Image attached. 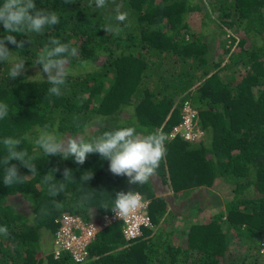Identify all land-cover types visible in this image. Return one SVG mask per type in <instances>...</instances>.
<instances>
[{"label":"trees","instance_id":"16d2710c","mask_svg":"<svg viewBox=\"0 0 264 264\" xmlns=\"http://www.w3.org/2000/svg\"><path fill=\"white\" fill-rule=\"evenodd\" d=\"M34 2L55 11L59 23L39 34L11 33L25 42L23 49L5 42L25 60L15 79L8 76L11 63L0 62V103L8 105L0 119V227L9 233L0 234V264H264V0H108L103 8L95 0ZM117 6L128 14L122 23L114 20ZM196 12L205 19L198 32L187 21ZM108 23L121 31L108 33ZM6 34L0 24V39ZM50 37L79 48L60 96L37 77L42 66L35 60ZM27 69L38 75L29 77ZM185 102L205 132L199 143L168 139ZM45 125L61 137L82 134L84 125L88 135L126 126L159 130L167 137L166 154L147 183L133 185L112 174L99 153L82 165L47 156L34 143ZM5 137L21 138L17 150H27L37 167L32 175L10 161L26 177L11 186L3 183ZM65 169L72 171L66 179ZM87 171L93 176L85 183ZM222 182L231 192L224 208L175 222L167 191L174 198ZM130 190L150 200L153 230L125 242L119 224L101 228L99 220L113 212L118 192ZM62 214L99 224L84 262L69 254L54 258Z\"/></svg>","mask_w":264,"mask_h":264},{"label":"clouds","instance_id":"9594fccd","mask_svg":"<svg viewBox=\"0 0 264 264\" xmlns=\"http://www.w3.org/2000/svg\"><path fill=\"white\" fill-rule=\"evenodd\" d=\"M65 2L71 3L73 0H65ZM107 3L108 0H95V5L98 8L105 7ZM89 7H91V3ZM115 13V21L121 23L126 21L128 14L122 12L120 6L116 7ZM58 23L59 17L55 11L37 9L34 0H3V3L0 4V24L3 25L7 34L0 39V62L11 63L8 72L10 78L15 79L21 75L25 66V60L14 56L6 46L5 42L7 41L15 45L17 49L24 47L25 42L17 41L11 33L27 35L29 32H33L39 34L46 26L50 27ZM103 28L108 33L118 34L121 31L119 25L111 23L105 24ZM29 42L31 41L29 40ZM78 49L68 43H62L56 37H50L39 51L35 64L42 66V71L47 74V81L51 85L48 89L50 95L60 96L62 94L61 87L66 84V78L69 75L67 65L71 58L79 56ZM40 77L43 78L41 75ZM7 115L8 105L0 103V119H4ZM94 123L103 127L100 118H97ZM89 127L90 125H84L82 134L61 137L55 131L48 130L49 126L45 125L44 130L39 131L34 143L47 156L60 155L64 159L72 158L81 165L85 163L89 154L99 153L109 161V170L112 174L128 177V183L133 185L147 183L155 174L166 154L165 141L167 137L159 130L140 132L135 126H126L108 129L99 135H88ZM21 142V138L14 137H5L2 140L6 151L2 161L5 165L3 177L5 186L21 183L26 178L19 175L15 164L9 166V162L12 160H18L30 170L32 175L37 173L33 157L27 150H17ZM50 174L44 175L45 181L52 178ZM71 174V170H64L65 179ZM92 176L93 173L87 171V174L82 175L81 179L86 183L91 180ZM51 191L53 195L58 194L54 185ZM169 193L171 194V192ZM141 207L140 193L130 190L127 193L121 191L116 194L111 210L120 218H127ZM0 234L7 237L9 234L7 227H0Z\"/></svg>","mask_w":264,"mask_h":264},{"label":"built area","instance_id":"2783aa9c","mask_svg":"<svg viewBox=\"0 0 264 264\" xmlns=\"http://www.w3.org/2000/svg\"><path fill=\"white\" fill-rule=\"evenodd\" d=\"M181 113V121L172 128L168 139L180 138L188 143H199L205 137V132L196 125V110L189 102H185ZM141 198L142 207L136 212L127 218H120L114 212L104 214L99 220L100 227L108 228L114 224H120L121 233L126 242L141 238L143 229L153 230V224L147 215L150 201L142 195ZM57 222L58 226L53 238L54 258L69 254L74 262H84L89 256L87 248L94 242L100 229L99 224L87 223L81 217L70 214H62ZM261 253H264V246Z\"/></svg>","mask_w":264,"mask_h":264},{"label":"rangeland","instance_id":"374dc122","mask_svg":"<svg viewBox=\"0 0 264 264\" xmlns=\"http://www.w3.org/2000/svg\"><path fill=\"white\" fill-rule=\"evenodd\" d=\"M216 14L211 13V18H215ZM203 13H192L188 17V23L192 30L198 32L202 27L203 20L202 19ZM205 18V17H204ZM207 19V18H206ZM24 70V69H23ZM24 73L29 74L31 77V73L34 75H38L34 71H30L29 69L25 70ZM40 75L43 77L41 78ZM40 79L47 80V74L41 71V73L37 76ZM219 182V181H218ZM167 193H169L167 191ZM231 192L229 191L227 185L225 183H218L214 188L208 190H195L193 193L176 196L172 198V195L169 193L167 195L170 201H174L173 212L175 214V218L177 219L175 222H181V218H192L193 215H198L199 217L203 218L204 215H211L216 211L219 207L224 208V204L227 200H230ZM184 196V197H183ZM18 202V200H15ZM20 207H22L23 212H28L30 210H25L23 203L18 202ZM198 209L201 212H197ZM196 212H195V211ZM194 212V213H193ZM185 223V222H184ZM50 239V238H49ZM52 243V241H51ZM49 244V250L52 248V244Z\"/></svg>","mask_w":264,"mask_h":264},{"label":"crops","instance_id":"0c3cea01","mask_svg":"<svg viewBox=\"0 0 264 264\" xmlns=\"http://www.w3.org/2000/svg\"><path fill=\"white\" fill-rule=\"evenodd\" d=\"M180 196H182V194H180Z\"/></svg>","mask_w":264,"mask_h":264}]
</instances>
